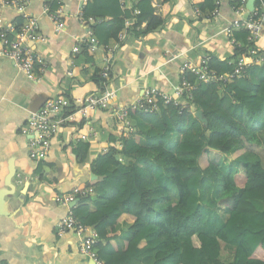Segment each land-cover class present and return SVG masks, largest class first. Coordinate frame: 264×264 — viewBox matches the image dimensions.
I'll return each mask as SVG.
<instances>
[{
  "label": "trees",
  "instance_id": "obj_1",
  "mask_svg": "<svg viewBox=\"0 0 264 264\" xmlns=\"http://www.w3.org/2000/svg\"><path fill=\"white\" fill-rule=\"evenodd\" d=\"M152 1L138 0L128 9L124 0H88L82 12L85 18L100 20L92 26V33L105 45L119 38L129 19H134V28H142V34L158 30L164 19ZM231 2L237 5L236 0ZM58 6L57 0L49 3L51 10ZM200 6L199 10L209 13L214 0ZM20 23L17 18L16 25ZM248 34L243 29L235 31L233 37L242 46L235 45L232 56L223 60L209 54L207 67L216 74L232 73L237 58L249 56L250 50L257 51L260 63L249 64L240 77L227 83L197 82L192 73H184L183 77L196 84L187 105L158 103L157 110L150 112L129 110L149 126L143 133L144 144L112 147L93 161L98 177L95 186L104 195L96 197L93 212L87 204L90 194L79 197L73 214L97 232L93 248L104 264H131L145 257H153L152 264H264V164L258 155L264 148L260 147L264 145H260L264 50L257 49ZM100 71H95L93 80L102 89L113 76L108 71L104 79ZM190 106L203 111L206 125L194 117ZM88 146L78 143L75 152L81 160ZM241 149L245 152L235 157L228 173L209 158L210 150L232 156ZM116 155L143 160V164H129L121 170ZM173 189L177 200L171 203ZM213 190L218 194L214 196ZM205 206L224 208L225 219L213 230L203 228ZM122 214L133 216L128 228L131 238L124 249L117 244Z\"/></svg>",
  "mask_w": 264,
  "mask_h": 264
},
{
  "label": "crops",
  "instance_id": "obj_2",
  "mask_svg": "<svg viewBox=\"0 0 264 264\" xmlns=\"http://www.w3.org/2000/svg\"><path fill=\"white\" fill-rule=\"evenodd\" d=\"M50 1L29 0L27 7V12L38 18L39 32L45 38L27 44L43 59L40 74L28 79L9 60L0 57V264H91L79 252V239L74 234L57 236L56 225L67 209L54 197L76 187L88 188L91 200L87 204L90 211H95V199L102 198L104 192L95 186L98 177H91L95 174L93 161L112 147L121 149L131 142L144 144L143 133L149 130L146 123L131 115L127 118L129 126L121 125L119 110L142 96L147 87L171 92L180 79L183 61H198L205 54L227 59L235 45L242 46L241 40L234 39L233 44L223 32L238 17L231 0H221L218 14L211 18L208 10L194 11L206 0H153L157 13L164 19L158 30L142 34V28H134V19H129L117 40L110 39L105 45L98 43L94 50L88 49L86 42L93 35L92 26L100 20L86 26L78 17L81 0H68L61 6L63 30L56 32L53 21L44 12V5L49 6ZM137 1L124 0V7L130 9ZM18 15L5 9L3 26L16 24ZM75 46H79L77 52L73 51ZM255 46L264 50V30L255 39ZM107 54L111 56L113 77L108 86L116 92L114 104L109 109L91 112L86 124L63 126L51 138L46 158L32 161L22 126L49 98L76 101L99 90L93 74L106 65ZM190 109L194 114L196 109ZM91 131L95 134L88 142L79 140L78 132ZM78 143L89 144L84 160L75 152ZM119 159L121 170L129 164H143L139 159ZM173 192L174 189L171 203ZM132 222L133 216L129 214L118 219L121 232L117 244L122 249L131 238L128 228ZM152 263L153 257H145L131 264Z\"/></svg>",
  "mask_w": 264,
  "mask_h": 264
},
{
  "label": "built area",
  "instance_id": "obj_3",
  "mask_svg": "<svg viewBox=\"0 0 264 264\" xmlns=\"http://www.w3.org/2000/svg\"><path fill=\"white\" fill-rule=\"evenodd\" d=\"M68 0H57L59 5L56 10H51L48 5H44V12L53 21L55 31L63 30V16L61 6ZM88 0H81L78 12L80 21L87 24L94 19L85 18L82 8ZM237 5L234 11L237 18L230 25L223 28L224 34L230 37L234 44L233 33L243 29L248 31V39L255 40L264 30V0H255L253 11L246 8L247 0H236ZM221 0H214V9L209 12L208 17H215L219 12ZM29 0H0V57L9 60L13 66L23 73L28 79H35L44 67L43 59L28 47L29 42L39 43L44 41V36L39 32L38 18L27 12ZM12 9L19 13L18 18L21 23L17 26L15 23H7L4 27L2 24L3 12L5 9ZM195 13H200L198 8L194 9ZM138 13V11H135ZM247 16H244L247 14ZM13 32V34H12ZM98 40L94 35H90L86 45L88 49L94 50ZM79 46L73 47V51L77 52ZM256 50H250L249 56L241 55L237 58L236 66L232 73L216 74L207 67L210 58L209 54L203 55L198 61L185 60L180 67V79L172 87L171 92L164 91L157 87H147L143 91V95L134 99L130 105L123 107L117 114L121 125L129 126L127 118L130 117L129 110H157L158 103L175 106L187 105V97L194 89L195 83L190 82L183 74L192 73L197 82L214 83L221 81L223 83L230 82L235 77H240L244 69L251 63H260L261 58L256 55ZM108 55V54H107ZM111 56L106 57V65L101 69L100 76L104 79L108 78L110 71ZM106 82L102 89L88 93L83 98L76 101L65 97H54L47 99L44 104L34 113L30 115L26 123L22 126L21 132L27 136V145L29 148L28 156L32 161L40 162L45 159L50 148L51 138L58 134L60 129L67 125H75L76 123L86 124L89 120L91 112L99 109H109L116 99L115 90L111 89ZM80 131V130H79ZM95 132L80 133L79 140L88 142ZM90 194L88 188H74L69 193L57 195L54 197L55 202L63 205L67 209L65 217L56 225V234L58 237L71 232L79 239L78 250L81 254L87 256L93 264H104L97 256L93 248L94 243L98 240L97 232L90 226L84 225L73 214L71 203L75 202L81 196ZM78 202V201H77Z\"/></svg>",
  "mask_w": 264,
  "mask_h": 264
},
{
  "label": "rangeland",
  "instance_id": "obj_4",
  "mask_svg": "<svg viewBox=\"0 0 264 264\" xmlns=\"http://www.w3.org/2000/svg\"><path fill=\"white\" fill-rule=\"evenodd\" d=\"M175 139H172V143L174 144ZM264 144V133L262 134V142L260 145ZM260 147H264L260 146ZM245 152L244 149L239 150L237 153L233 154L232 156H225L221 155L219 153H210L209 158L213 161L216 162L217 165L220 166L221 169H223L226 173H228V167L233 165L235 163V157L237 155L243 154ZM257 152V150H256ZM258 154V152H257ZM260 160L264 164V148L260 149L259 154ZM213 192L214 196L218 194L217 190L211 191ZM177 200L176 192H173V198H172V203ZM204 213V221H203V228L205 230H213L215 229L220 222H222L225 219V212L224 208L222 207H215V208H207L205 206V209L203 210ZM223 254L226 255V250H223ZM229 255V254H228Z\"/></svg>",
  "mask_w": 264,
  "mask_h": 264
},
{
  "label": "water",
  "instance_id": "obj_5",
  "mask_svg": "<svg viewBox=\"0 0 264 264\" xmlns=\"http://www.w3.org/2000/svg\"><path fill=\"white\" fill-rule=\"evenodd\" d=\"M254 3H255V0H247L246 2V8L248 11H253V8H254ZM194 117L197 118L203 125H206L207 124V119L206 117L204 116L203 114V111L198 109L194 112ZM91 177L93 179H95L97 176L95 174H92ZM78 200H76L75 202L71 203V206L72 205H75L77 203ZM91 264H93V262L91 261Z\"/></svg>",
  "mask_w": 264,
  "mask_h": 264
}]
</instances>
